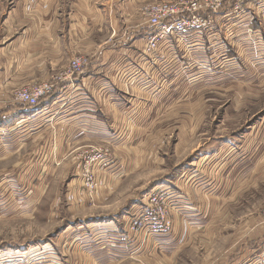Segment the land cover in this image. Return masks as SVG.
<instances>
[{"label": "crops", "instance_id": "1", "mask_svg": "<svg viewBox=\"0 0 264 264\" xmlns=\"http://www.w3.org/2000/svg\"><path fill=\"white\" fill-rule=\"evenodd\" d=\"M155 1L158 0L0 3V135L22 134L28 151L48 153L38 160L46 167L61 161V153L89 142H105L115 150L126 148L133 139L126 137L128 122L133 119L138 131L149 113L145 112L148 106L151 111L162 102L177 104L179 86L189 84H180L184 73L197 69L199 76L205 74L210 64L217 62L215 58L209 60L214 57H208L212 48L218 47L214 50L226 56L222 40L229 36L233 39L234 34L254 33L242 38L251 40V46L246 51H235L231 60L237 64L232 69L239 70L240 65L243 68L242 55L249 56L250 70L257 71L252 80L262 76L256 82L264 86V75L259 76L264 71V3L246 2L240 14L227 7L215 17L214 29L171 39V47L151 57L145 55L150 28L141 9ZM234 43L239 44L236 39ZM77 55L90 57L85 73L73 82L60 83L38 108L25 109L13 100L15 89L59 75ZM199 76L192 73L189 82L194 84ZM263 152L264 117L250 126L249 132L221 137L203 147L204 154L195 160L187 175L177 176L169 186H154L152 189L170 188L176 195L174 231L171 235L152 236L139 258L159 261V255L178 253L189 238L201 234L209 240L222 237L223 230L216 228L215 217L227 207L228 200H235L241 193L228 192L227 186H241L251 179L255 168L264 164ZM246 155L249 163H243ZM139 205L135 211L142 207ZM128 219L126 215L120 223H93L76 233L67 229L58 247L52 243L43 245L45 251L32 264H131L127 245L119 238ZM257 229L259 233L243 243L246 247L239 254L225 258L227 264H264V227ZM22 253L26 259L31 256ZM29 259L24 264H30ZM4 260L0 264L23 262Z\"/></svg>", "mask_w": 264, "mask_h": 264}, {"label": "rangeland", "instance_id": "2", "mask_svg": "<svg viewBox=\"0 0 264 264\" xmlns=\"http://www.w3.org/2000/svg\"><path fill=\"white\" fill-rule=\"evenodd\" d=\"M18 2L0 0V3ZM253 34L223 38L225 44L221 47L225 48L222 52L226 56L215 51L218 47L212 48L208 57H214L209 60L215 58L217 62L211 63L205 74L199 76L197 69L183 72L180 84H189L184 88L179 86L178 103L162 102L151 111L148 106L145 112L149 113L143 117L138 131L131 119L125 133L133 139L126 148L115 150L105 142H89L61 153V161L46 167L38 160L48 153L28 151L22 134L0 135V261L15 259L23 260L19 263L24 264L30 258L28 262L32 264L45 251L43 245L52 243L58 247L67 229L76 233L80 227L87 228L93 223H120L126 215L129 219L120 229L119 238L127 245L131 264H227L228 256L239 254L243 243L259 233L257 228L264 227V164L258 170L256 167L253 177L241 186L228 184V192L241 193L235 200H228L227 207L215 217L216 228L223 230L222 237L209 240L201 234L189 238L178 253L159 255L161 260H154L157 263L139 258L152 236L171 235L174 231L172 214L177 206L174 191L167 187L152 188L161 184L169 186L177 176L187 175L195 160L204 154L203 147L221 137L249 132L250 126L264 117V86L256 82L263 79L260 75L264 71L258 72L257 80H252L257 71L250 70V58L244 55L243 68L242 65L239 70L231 67L237 64L231 60L235 51L239 48L246 51L251 46V40L242 38ZM235 39L239 44L234 43ZM192 73L200 77L194 84L189 82ZM56 157L57 152L53 153L54 160ZM249 158L246 155L243 163H249ZM161 190L169 197L166 218L169 229L151 234L149 227L144 226V219H140L145 210L143 203ZM136 205L142 207L135 211ZM22 252L31 256L26 259Z\"/></svg>", "mask_w": 264, "mask_h": 264}, {"label": "built area", "instance_id": "3", "mask_svg": "<svg viewBox=\"0 0 264 264\" xmlns=\"http://www.w3.org/2000/svg\"><path fill=\"white\" fill-rule=\"evenodd\" d=\"M246 2L264 3V0H182L177 3L170 0L169 3L143 6L141 13L150 28L145 55L153 57L166 47H171V39H179L192 32H208L214 29L215 17L225 8L228 7L233 13L240 14L244 11ZM90 63V57L77 55L59 75L15 91L12 98L25 109H36L44 98L56 92L60 83L73 82L84 74ZM168 198L167 193L161 190L152 193L144 202L145 210L140 219H144L146 222L144 226L149 227L151 234H159V231L168 232L169 224L166 222ZM262 219L264 223V210ZM131 227L135 228L136 225Z\"/></svg>", "mask_w": 264, "mask_h": 264}]
</instances>
